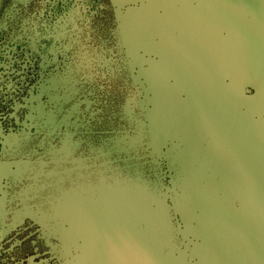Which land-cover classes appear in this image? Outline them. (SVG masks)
Masks as SVG:
<instances>
[{
  "label": "flooded vegetation",
  "instance_id": "obj_1",
  "mask_svg": "<svg viewBox=\"0 0 264 264\" xmlns=\"http://www.w3.org/2000/svg\"><path fill=\"white\" fill-rule=\"evenodd\" d=\"M164 1L0 0V264H77L85 242L73 230L86 220L76 224V209L103 204L109 192L126 219L132 210L134 231L159 222L157 257L184 264H202L196 249L204 237L191 230L206 211L217 220L219 210L242 212L244 203L258 212L251 199L264 193L242 196L234 180L210 170L189 182L186 167L182 178L169 158L181 142H152L154 90L145 72L160 60L163 25L174 22ZM241 22L264 25V0H183V37L201 44L185 49L207 56L199 70L210 69L212 53L231 55L211 115L197 124L199 147L236 154L212 161L223 167L264 162L244 158L264 142V63L252 61L264 55V31H240ZM221 40L228 45L219 47ZM241 53L247 62H236ZM179 97L187 104L191 94L185 88ZM195 185L211 191L185 220L178 203Z\"/></svg>",
  "mask_w": 264,
  "mask_h": 264
},
{
  "label": "bare ground",
  "instance_id": "obj_2",
  "mask_svg": "<svg viewBox=\"0 0 264 264\" xmlns=\"http://www.w3.org/2000/svg\"><path fill=\"white\" fill-rule=\"evenodd\" d=\"M174 1L179 2L178 8L172 6ZM164 4L169 9L171 17L176 19L177 25H168L164 29L167 33L160 37L161 40L155 48L160 55V60L145 72L154 90L152 142L157 143L165 136H174L181 142L180 147L173 148V153H175L169 155V158L178 162L182 178L183 166L186 167V176L189 182H194L197 178H207V171L210 170L213 174L215 172L223 173L221 176L223 175L227 180H234L233 190L245 191L239 193L242 196L247 192L264 193V162H229L223 167L222 162L212 161L236 158V154L229 150L217 149L212 144L208 147L198 146L197 124L202 120L205 122L204 118L211 115L216 98V81L222 73L221 67L224 64L227 69L231 55L212 53L209 56L210 69L203 65L205 70L200 71L198 64L207 61V56L192 54L188 48L185 49L188 43V47L190 46L191 49L199 47L201 44L197 38L186 39L183 37V15L180 16L183 0H169L168 6L165 2ZM260 9L263 8L257 10ZM239 10H243V8L236 9V11ZM237 29L263 32L264 25L251 23V27L248 28L246 22H241V27L237 26ZM171 30L177 31V34H168ZM146 41L142 40L139 43L145 44ZM217 44L218 46L228 45L227 41L223 40L218 41ZM213 45L215 43H212ZM235 58L236 62H247L246 54L235 55ZM252 61L264 63V55H257ZM216 63L219 65V70L213 68ZM180 70H183V74ZM236 76L243 78L244 73ZM167 78H172L173 82L168 84ZM179 83H182L183 86L180 87ZM185 88L191 94L190 102L187 104L183 103V99L179 97ZM173 103H182L183 106L177 108L173 106ZM175 110L183 113V117L171 112ZM188 124L190 132L187 134ZM183 138L189 140V143L184 147ZM250 148L252 149L245 150L244 158L256 160L264 157L262 152H259L258 155L253 147ZM202 160L210 162H201ZM197 161H199V166L195 168ZM241 176L245 181L242 186L236 182L238 178L241 179ZM181 186L183 191V180ZM226 189H230V184ZM192 190L194 195L188 196L185 200L182 197L178 203L185 220L191 216V208L202 204L200 196L208 195L207 192L211 191V188L195 185ZM115 198L116 196H113L111 192L105 194L104 208L101 209V212L89 211L87 214L90 217L85 214L86 224L75 225L74 234L82 236L85 242L82 248L83 256L81 255L77 264H184L180 257L175 259L157 257V250L164 243L159 237L163 231L159 222L149 219V224L143 231H134L131 224L132 210L128 213L131 220L126 219L127 215L124 216L121 213ZM255 203L258 212L248 208L245 203L242 212L219 210V214H224V219L221 222L216 218L209 219L210 213L215 214L212 210L206 211L205 215L197 218V227L191 231L204 237V243L196 249L202 264H214L212 259H204L205 254L211 252L210 249L214 250L215 261L222 260V264H233L232 260L238 258L247 260V264H264V199H251V205L254 206ZM134 216L141 220L143 218V214L136 211ZM96 217H101L104 224L99 226L98 223L94 224ZM217 264L220 263L217 262Z\"/></svg>",
  "mask_w": 264,
  "mask_h": 264
},
{
  "label": "rangeland",
  "instance_id": "obj_3",
  "mask_svg": "<svg viewBox=\"0 0 264 264\" xmlns=\"http://www.w3.org/2000/svg\"><path fill=\"white\" fill-rule=\"evenodd\" d=\"M168 1L169 0H165L164 2L166 3V5L168 6ZM181 12V14H180V16L181 15H183V9H181L180 10ZM173 20H174V22L172 23V24H170L171 26H173V25H177V21H176V19L174 18V17H171ZM161 26V25H160ZM168 26V24H165V25H163V28H162V30H164L166 27ZM158 28V27H157ZM159 29V28H158ZM164 32L166 33V30H164ZM180 72L183 74V70H180ZM179 85H180V87H181V85L183 86V84L182 83H179ZM173 106L174 107H181V106H183V104L182 103H173ZM171 112H175L176 114H178L179 116H182L183 117V113H181L179 110H175V111H171ZM175 153V152H174ZM174 153H170V156L171 155H173ZM69 157H70V155H69ZM77 159L78 158H80L79 156H77L76 157ZM83 203V211H81V210H79L78 208L76 209V212H75V222H76V224H79L82 220L84 221V220H86V218L87 217H90L88 214H87V212H89V211H100L101 212V209L102 208H104L103 207V204H104V202H103V204L102 203H100L99 205H96V204H93L92 202H88V201H86V202H82ZM84 205H86V208H85V206ZM85 214H87V217H86V215ZM216 216H217V218H218V216L219 215H217L216 214ZM79 219H80V221H79ZM211 219V218H210ZM223 219V218H222ZM221 218L220 219H218V221L219 222H221V220H222ZM95 222L96 223H94V224H97L98 226L99 225H103L104 224V221L102 222L101 221V217H96L95 218ZM83 223H85L86 224V221L85 222H83ZM216 231H218V230H216ZM217 233V232H216ZM207 249V248H206ZM206 249H202L203 251H205ZM211 250V252H207L206 254H205V256H204V259H212V261H213V263L214 264H217V262L218 263H220V264H222V260H219V261H215V258H214V254H213V249H210ZM247 260H245V259H243V258H238L237 260H236V264H247Z\"/></svg>",
  "mask_w": 264,
  "mask_h": 264
},
{
  "label": "water",
  "instance_id": "obj_4",
  "mask_svg": "<svg viewBox=\"0 0 264 264\" xmlns=\"http://www.w3.org/2000/svg\"><path fill=\"white\" fill-rule=\"evenodd\" d=\"M252 149V148H251ZM253 149L256 150V153L259 155V152H262L261 154H264V142H260L259 144L257 143V145L253 146ZM249 159V158H247ZM256 160H264V157L260 158V159H256Z\"/></svg>",
  "mask_w": 264,
  "mask_h": 264
}]
</instances>
